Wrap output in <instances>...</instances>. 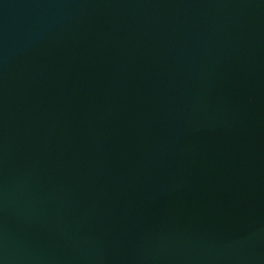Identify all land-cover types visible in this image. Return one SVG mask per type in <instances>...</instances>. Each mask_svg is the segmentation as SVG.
<instances>
[{
    "label": "water",
    "instance_id": "95a60500",
    "mask_svg": "<svg viewBox=\"0 0 264 264\" xmlns=\"http://www.w3.org/2000/svg\"><path fill=\"white\" fill-rule=\"evenodd\" d=\"M0 264H264V53L190 0H0Z\"/></svg>",
    "mask_w": 264,
    "mask_h": 264
}]
</instances>
